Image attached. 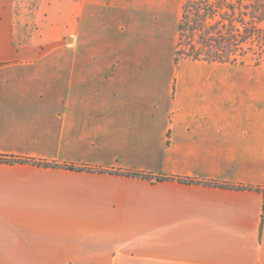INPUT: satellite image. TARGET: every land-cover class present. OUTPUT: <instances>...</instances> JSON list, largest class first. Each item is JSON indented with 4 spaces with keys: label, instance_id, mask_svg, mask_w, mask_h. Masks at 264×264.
Listing matches in <instances>:
<instances>
[{
    "label": "crops",
    "instance_id": "1",
    "mask_svg": "<svg viewBox=\"0 0 264 264\" xmlns=\"http://www.w3.org/2000/svg\"><path fill=\"white\" fill-rule=\"evenodd\" d=\"M183 4L41 0L26 34L0 0V264H264V64L177 60Z\"/></svg>",
    "mask_w": 264,
    "mask_h": 264
},
{
    "label": "trees",
    "instance_id": "2",
    "mask_svg": "<svg viewBox=\"0 0 264 264\" xmlns=\"http://www.w3.org/2000/svg\"><path fill=\"white\" fill-rule=\"evenodd\" d=\"M249 6L250 13L241 15L234 5H228L229 13L205 5L191 13L184 1L176 59L264 64V0Z\"/></svg>",
    "mask_w": 264,
    "mask_h": 264
},
{
    "label": "rangeland",
    "instance_id": "3",
    "mask_svg": "<svg viewBox=\"0 0 264 264\" xmlns=\"http://www.w3.org/2000/svg\"><path fill=\"white\" fill-rule=\"evenodd\" d=\"M41 0H20L21 5L20 9L24 11L26 16V22H25V30L26 34L29 33V31L32 32L33 30V15L35 9H37L38 4ZM47 1V0H46ZM187 4L188 11L191 13H194L196 8H203V5L209 7H213V9L219 8L220 13H229L230 9L228 8V5H234L236 9V13L247 12L250 13L251 8L250 4L253 2V0H184ZM193 7V8H192ZM77 44L80 41V37L75 39ZM74 43V38L70 37V39L67 41L66 38L63 40V46L71 45ZM54 62L58 63H64L65 62V50H58L51 59ZM42 164L49 165V163L42 162ZM73 264H81V263H73Z\"/></svg>",
    "mask_w": 264,
    "mask_h": 264
}]
</instances>
